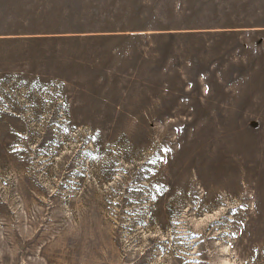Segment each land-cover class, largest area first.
Returning <instances> with one entry per match:
<instances>
[{
    "label": "rangeland",
    "instance_id": "1",
    "mask_svg": "<svg viewBox=\"0 0 264 264\" xmlns=\"http://www.w3.org/2000/svg\"><path fill=\"white\" fill-rule=\"evenodd\" d=\"M0 264H264V0H0Z\"/></svg>",
    "mask_w": 264,
    "mask_h": 264
}]
</instances>
